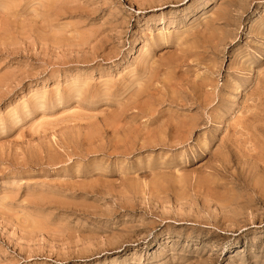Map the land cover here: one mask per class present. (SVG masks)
Here are the masks:
<instances>
[{
  "label": "rangeland",
  "instance_id": "374dc122",
  "mask_svg": "<svg viewBox=\"0 0 264 264\" xmlns=\"http://www.w3.org/2000/svg\"><path fill=\"white\" fill-rule=\"evenodd\" d=\"M0 264H264V0H0Z\"/></svg>",
  "mask_w": 264,
  "mask_h": 264
},
{
  "label": "bare ground",
  "instance_id": "6f19581e",
  "mask_svg": "<svg viewBox=\"0 0 264 264\" xmlns=\"http://www.w3.org/2000/svg\"><path fill=\"white\" fill-rule=\"evenodd\" d=\"M57 4V3H56ZM54 6V5H53ZM53 8V7H52ZM29 37V36H28ZM97 40V39H96ZM47 43V42H46ZM256 88V87H255ZM156 89V88H155ZM144 90H145V88H144ZM152 93V92H151ZM205 93V92H204ZM138 97V96H137ZM141 98V97H140ZM258 99V98H257ZM132 101V100H131ZM137 101V100H136ZM171 102V101H170ZM183 102V101H182ZM160 103V102H159ZM184 103V102H183ZM192 124H193V121H192ZM176 125V124H175ZM194 127V126H193ZM176 129H177V127H176ZM191 129V128H190ZM172 130V129H171ZM178 131V130H177ZM165 134V133H164ZM165 137V136H164ZM188 138V137H187ZM166 139V138H165ZM173 144H175V143H173ZM179 144V143H178ZM162 145V144H161ZM166 145H168V144H166ZM134 146V145H133ZM144 146V145H143ZM151 147V146H150ZM133 148V147H132ZM106 153H108V152H106ZM128 153V152H127ZM126 153V154H127ZM120 154H122V153H120ZM75 155V154H74ZM67 157V156H66ZM59 160V159H58ZM215 169V168H214ZM211 250H217L218 249V247L216 246V245H213L212 247H209ZM218 251V250H217Z\"/></svg>",
  "mask_w": 264,
  "mask_h": 264
}]
</instances>
